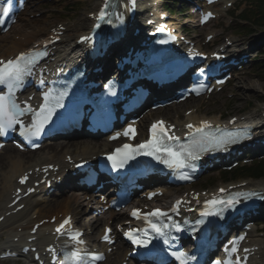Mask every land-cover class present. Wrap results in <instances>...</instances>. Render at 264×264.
Returning <instances> with one entry per match:
<instances>
[{
    "label": "snow or ice",
    "instance_id": "snow-or-ice-1",
    "mask_svg": "<svg viewBox=\"0 0 264 264\" xmlns=\"http://www.w3.org/2000/svg\"><path fill=\"white\" fill-rule=\"evenodd\" d=\"M211 2V0H210ZM13 0H7L5 6L0 7V16H8ZM131 5L134 7L135 0H131ZM105 8L108 7V0H105ZM129 11L132 10L130 7ZM107 15L104 9H101L99 13V19L103 20ZM207 16H211L208 13ZM207 16L205 19H207ZM4 20L0 19V24H3ZM99 27V25H97ZM158 31H163V28H159ZM83 40L90 39L89 37H83ZM166 41H160L165 43ZM46 55L45 52L33 51L29 53H20L14 59H8L6 61L0 60V85L7 88V92L0 90V136L5 135L8 130L14 129L16 125L20 127V133L28 139L38 137L44 130V127L52 118L57 108L63 107L62 100L66 91H61L59 95H53L51 92L44 94V103L40 106L39 110H34L31 105L25 102L24 107H21L16 102L15 91L22 85L23 77L26 73L31 72L32 66L37 60ZM201 74L203 70L201 69ZM43 84V81H41ZM106 87H108L106 85ZM109 91L115 95V92L109 88ZM27 113H32L31 123L25 125L21 117ZM172 126H166L164 121H156L151 125L149 139L135 145L124 144L122 147L115 149L111 154L107 156V159L111 161L113 169L122 168L129 160L135 159L138 155H144L151 157L157 163L164 165L172 170H182L185 168H194V161L200 159L201 155L210 151H228L231 145L240 142L243 139L250 138V133L245 130H226L216 126L210 125L207 121H202L200 125L194 126L192 124L186 125L189 129L190 143L180 144L178 143L179 137L170 134ZM120 134L112 137V139L118 138ZM123 135L129 138H134L136 130L132 125H129L123 132ZM47 170V169H45ZM180 179H188L187 174H181ZM27 176L21 177L20 183H25ZM225 189H220V192H225ZM151 198V196H150ZM249 198V194L237 192L234 195H230L227 198H214L205 202L204 210L200 213L201 219L196 220V225H202L205 223L204 217L217 216L223 218L224 212L229 209H236L243 200ZM181 201H177L173 206L172 211L177 212L178 206ZM131 215L137 219H143L148 225L147 228L138 230L132 229L125 232V235L134 245L147 248L151 243L149 238V232L154 233L157 238L162 239L164 245H170V236L173 229L176 232L182 231L181 224L172 220L167 212H163L160 209H155L150 213L141 214L140 210L134 209ZM164 219H167L169 223H165ZM71 218H66L57 227L56 232L61 235H66L69 241L74 245L73 250L66 253L61 264H96V261L103 260L102 254L90 253L83 250L84 241L80 239L82 233L79 231H73L68 228L66 231H62L66 226L70 225ZM186 223V222H185ZM110 231V230H106ZM103 239L109 241V236L106 234ZM172 239H175L173 237ZM243 239V237H240ZM50 252H55L54 249H49ZM228 251V255L231 256L237 253V247L233 246ZM180 264H186L191 259L186 252L173 250L170 253ZM215 264H233L231 259L224 261L217 260ZM236 264H240V258H236Z\"/></svg>",
    "mask_w": 264,
    "mask_h": 264
},
{
    "label": "bare ground",
    "instance_id": "bare-ground-1",
    "mask_svg": "<svg viewBox=\"0 0 264 264\" xmlns=\"http://www.w3.org/2000/svg\"><path fill=\"white\" fill-rule=\"evenodd\" d=\"M89 3L91 8H95L100 5V0H87V4ZM52 17H54L53 13L49 15V18ZM51 21L52 20H44L42 17L35 18V22H32L28 19L26 22L29 25V28H17V33L19 34V38H17L18 40H16V38H14L13 35L10 34L2 36V38L0 39V56L4 57L15 53L17 50L22 48L26 42L28 43L29 40L35 36H40L41 41L45 37L48 38L50 34H54L53 31L55 29H60V27L57 24L50 23ZM49 23L50 25H48ZM90 23L91 20L88 15L80 18V20L76 23H62V25L66 26V30L69 29L73 31L72 33L68 32L67 34H63L62 43H69L72 40V37H76L78 34L82 33L85 28L90 26ZM217 40H220L219 35H216L214 39V41ZM234 41L235 40H233V42ZM100 60V62L106 63L108 57L105 56ZM182 106L183 104L172 105L167 108L165 112L159 111V113H163L167 117H169L170 111L175 110V112H180L179 108ZM195 106V111H198V105ZM176 115L178 116L179 114ZM184 117H186V119L198 118L196 116V113L194 112ZM259 117L262 118V113L259 114ZM174 122L176 124H179V119H174ZM259 137H264L261 131L257 138ZM111 145L112 144H109L106 141L92 142L91 140H75L67 142L63 145H47L45 149L41 150V152L37 154H35L34 152V155H31L30 153L25 154L23 152H21L22 154L19 152L17 154L7 153L6 157H4L6 167L0 165V213L11 209L8 208L7 204L12 200L10 196L15 189L16 178L20 176L24 171L33 169L35 166L54 163L60 167L56 175L63 174L67 170L68 174L66 177L68 178V181H70L72 179L73 170L71 169L70 163L65 159L67 153L70 154L71 157L75 160L78 158L88 159L92 158V156L95 154L106 151V147H109ZM51 175L53 174L50 173V176ZM246 187L264 190V183L249 180L247 181ZM45 190V185H42L40 188V192L34 195H30L29 197L22 200L21 202H25V206L23 207V209L13 215H10L2 223H0V230H2L6 225L17 223L16 227L22 226V229L25 230V233L21 235L22 243H24L32 223L35 222V219L33 218L34 214H36V218H41L40 216H43L44 214L56 213L55 215L58 216L59 212L64 214L74 211L75 217H73L75 221L82 223V225L85 227H95L94 230L91 231V233L88 235V237L91 239L95 238L97 232L96 228L99 224L108 223V220L110 218L116 217L117 215L116 213L111 211L108 215L104 214L101 217H87L85 216L86 209H83V207L84 205L87 206L88 204H86L85 199H83V197H80L79 194H72L71 196L56 200L54 198L45 199V197H43V193L45 192ZM160 201L161 198H157V202L153 204H156ZM29 224L30 227H28ZM46 229L47 225H42L38 228V231L36 233L37 239L35 244L40 246V248L51 240V237L47 238L46 241L43 240ZM18 234V232L14 233L13 236H16ZM8 236L12 235L10 234ZM253 243L259 244L260 242L254 239ZM9 246L10 245L8 244L5 247ZM116 250L118 253V257L121 255L124 256V251L121 243L117 245ZM28 264H32V262L30 261Z\"/></svg>",
    "mask_w": 264,
    "mask_h": 264
},
{
    "label": "rangeland",
    "instance_id": "rangeland-1",
    "mask_svg": "<svg viewBox=\"0 0 264 264\" xmlns=\"http://www.w3.org/2000/svg\"><path fill=\"white\" fill-rule=\"evenodd\" d=\"M67 1L70 4L72 3L71 4L72 6L71 8H68L66 10L61 11L62 7L65 6L66 4L63 3V5H58L55 2H52L51 5L43 4L39 10H44V9L52 10L54 13L57 14L56 16L58 18L54 19V22L57 23L61 21L70 20V18L79 19L80 17L84 16L83 14L86 10L90 9L88 6H86V0H67ZM75 1H79V2L77 4H73ZM163 1H164V4L167 1L172 2V3H177L174 0H163ZM39 10H37L36 12H38ZM67 10H70V11H67ZM66 16H70V17H66ZM25 18H28V17L22 16L20 18V23L18 24L25 26L24 25L26 21ZM180 25H182L181 28H183V24H180ZM184 26L186 27L185 28L186 30H192L191 27H194L193 25H188V24ZM229 32L237 33L236 31H234V29L229 30ZM247 34H245L244 37L255 40V35H247ZM254 55H257L256 57L260 59H264V56L261 53L255 52ZM261 72L262 70H255L253 72H247L246 75L244 76L239 75L238 78L243 77L244 79L242 78V79L235 80L228 86V88L224 92L218 95H215L214 98L212 99L213 101L210 102V105L208 109L206 110H221L222 112L231 114V113L238 112V110H243L247 106H248L247 110L250 106H253V107L261 106L262 102H264V79L258 78L259 76L257 75V74H260ZM229 93H232L233 96L229 97L228 96ZM187 107H190V106L186 104L185 106H183L182 110L186 109ZM7 152L15 153V151L12 149H9ZM3 156L0 157L1 164H3L5 161ZM259 181H264V178L259 179L258 182ZM0 264H23V263L20 261H16V262L15 261H7V262L1 261Z\"/></svg>",
    "mask_w": 264,
    "mask_h": 264
}]
</instances>
